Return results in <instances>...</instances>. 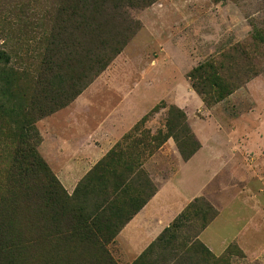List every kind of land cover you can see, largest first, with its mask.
<instances>
[{
  "label": "rangeland",
  "instance_id": "374dc122",
  "mask_svg": "<svg viewBox=\"0 0 264 264\" xmlns=\"http://www.w3.org/2000/svg\"><path fill=\"white\" fill-rule=\"evenodd\" d=\"M60 1L0 0V52L13 67L38 71ZM126 11L137 29L123 51L76 100L37 122L40 142L32 145L47 167L38 163L32 170L40 184L43 174H51L63 186L60 165L91 140L103 147L116 134L118 140L103 147L105 156L91 161L93 169L108 154L124 153L132 161L126 170L140 173L135 186L147 180L151 190L180 172L177 185L187 186L185 193L167 200L178 205L191 195L190 185L200 178L208 184L206 195L189 199L168 231L135 259L110 243L115 264H264L258 215L264 211V0H156ZM17 141L0 118V220L7 226L0 264H104L48 211L28 204L29 192L7 184ZM44 141L48 160L40 151ZM57 141L62 147L56 149ZM81 154L91 159L88 151ZM124 160L117 158L109 170H124ZM195 175L198 180L190 182ZM168 209L160 211L165 220L174 212ZM221 210L225 220L251 217L241 226L254 227V240L232 238L222 253L211 251L200 235ZM236 224L217 222L208 234L225 236L240 228ZM215 241L220 246L225 240Z\"/></svg>",
  "mask_w": 264,
  "mask_h": 264
},
{
  "label": "trees",
  "instance_id": "16d2710c",
  "mask_svg": "<svg viewBox=\"0 0 264 264\" xmlns=\"http://www.w3.org/2000/svg\"><path fill=\"white\" fill-rule=\"evenodd\" d=\"M155 1L61 0L35 74L16 69L6 53L0 52V118L12 126L18 139L7 184L29 192L28 204L48 211L68 237L91 246L104 264H115L107 246L157 189L151 190L147 180L135 186L139 171L126 170L132 161L124 153H110L70 195L51 174H43L40 184L32 169L46 163L32 144L40 142L37 122L76 100L123 51L137 29L131 28L126 10L141 9ZM192 156L183 157L188 161ZM117 158L125 159L124 170H109ZM5 229L0 220V236Z\"/></svg>",
  "mask_w": 264,
  "mask_h": 264
},
{
  "label": "crops",
  "instance_id": "0c3cea01",
  "mask_svg": "<svg viewBox=\"0 0 264 264\" xmlns=\"http://www.w3.org/2000/svg\"><path fill=\"white\" fill-rule=\"evenodd\" d=\"M123 125L124 123L121 122L120 126H123ZM119 137L116 134L113 135L110 133L109 136H107L105 139L107 145L104 144L103 147L107 146L106 149H108V146H109L110 148L111 147L110 143L117 141ZM59 144L60 142L57 141L56 149L59 147H62ZM94 144L95 143L91 140V144H87L84 147L78 149V152H77L78 155L77 157H75V159L72 158L70 161L60 165L57 168V170H63L61 171V174H60V181L69 193H72L75 191L78 183L84 176L83 174H86L88 171L93 169L92 168L93 166H91L90 164L91 161L98 162L105 156L106 152H108L107 150L104 151L103 147L94 145ZM42 147H43V151H42ZM40 151L43 154L44 158L47 160H48V156H51L50 155L51 150H49V147L46 141H44L43 144L41 145ZM84 151H88V153L91 156V159L87 158L86 155L81 154ZM184 171H189V170H184ZM199 174H200L199 176H201V172H199ZM81 175L83 176L81 177ZM180 175H181L180 172H178L177 175H175L173 178L169 179L166 183H164L159 188H157L156 194L147 202V204L139 212H137L129 220V222L118 233L115 241L118 243V246L121 248V251L124 253L126 258L127 257L129 258V259L127 258L128 260H131V258L135 259L137 256L141 255V253L153 241H155V239L161 234V232L166 227L169 226V224L175 219L178 213H180L181 210L186 207L189 199L195 197L196 195H202V194L206 195V188H207L208 182L201 183L202 181L200 178L199 183L196 185V187H193L192 185H190L189 189L193 190L191 195H188V192H187V194L184 196L185 200L182 201L179 205L172 204L170 203V201L167 202V200L170 198V195L174 194L176 196H180L181 194L185 193V189L187 188V186L177 185V183L179 184L178 180L180 178ZM195 179L196 181L198 180L197 175H195L194 177H190V182L193 183V180ZM184 180H186V177ZM251 204L253 205V202ZM251 204H249L248 207H251L252 206ZM161 206H163L162 209L160 208ZM215 206L219 208V204H215ZM257 206H259V204H257ZM169 207L173 208L174 212L172 213L171 217H168V219L165 220L163 218V215L160 213V211H164L165 213L169 214V209H168ZM251 213L256 214L255 209H253ZM222 214H223L222 210L219 211V216L216 219V221L211 223L207 227V229H205L200 235V237L207 243V246L210 248L211 251L217 254L222 253L228 246V240L232 238H235V240H240V239L245 238L244 235H247L248 238H251L254 240V238L256 237V231L254 227H252L251 225V227L248 226L247 229H243L242 228L243 226H241V223L243 224L246 222L250 223L251 217L248 219L247 218H244V219L236 218L234 219L235 221H233V219L231 218L227 220L223 219L224 217L222 216ZM258 215L261 218L260 221L264 222V211ZM220 221H224L226 222V224H229L230 222H236L238 223L236 224L237 227H240V228H238V230L232 229L231 233L225 236L224 235L221 236L220 234H218L219 239L225 240L222 242L220 246H218L217 242L215 241V239L217 240L218 238L217 235L215 234L217 237L215 238V237H211V235L208 233H213V232H210L211 228L214 227V225ZM252 222L255 223L256 222L255 219H252ZM230 227L231 225H228L226 227L217 226L215 230L216 232L217 231L224 232L225 230H228ZM239 243L241 242L239 241Z\"/></svg>",
  "mask_w": 264,
  "mask_h": 264
}]
</instances>
